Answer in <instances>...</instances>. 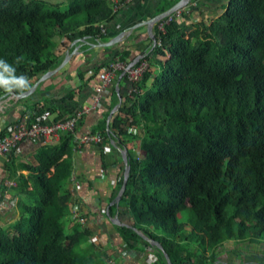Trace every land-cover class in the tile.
Returning a JSON list of instances; mask_svg holds the SVG:
<instances>
[{"label": "trees", "instance_id": "1", "mask_svg": "<svg viewBox=\"0 0 264 264\" xmlns=\"http://www.w3.org/2000/svg\"><path fill=\"white\" fill-rule=\"evenodd\" d=\"M132 1L70 0L62 10L45 0H0V59L16 67L17 75L29 76L32 88L63 63V40L106 43V26ZM180 1L163 0L153 19ZM200 3L192 0L163 32L159 27L171 16L154 25L157 45L135 64L150 68L139 82H130L132 92L112 120L80 134L84 115L75 131H60L57 142L39 144L33 162L22 160V143L0 161L1 199L12 197L0 220V264H126L140 255L145 264H169L166 257L171 264H232L225 257L236 246L240 252L261 247L264 255V72L254 71L264 69V0H228L209 23L184 26ZM129 58V51H118L92 69L89 79L99 81L95 90L111 65H131ZM152 66L160 69L155 78ZM85 73L83 65L80 80ZM81 86L19 113L22 101L39 88L19 100L0 90V117L17 115L0 126V138L20 124L77 118ZM82 135H99V144L87 146L103 152L127 150L132 143L141 154H127V187L110 212L118 216L112 225L122 245L105 243V233L94 231L69 187ZM124 181L125 175L120 190ZM9 207L15 214L5 219Z\"/></svg>", "mask_w": 264, "mask_h": 264}, {"label": "crops", "instance_id": "2", "mask_svg": "<svg viewBox=\"0 0 264 264\" xmlns=\"http://www.w3.org/2000/svg\"><path fill=\"white\" fill-rule=\"evenodd\" d=\"M163 0H133L128 6H125L117 16L116 20L106 26L109 40L106 43L84 42V39L78 38L75 41H62L65 44L64 61L58 67V71L47 79L41 81L36 87L37 93H33L29 99L22 101L17 108L19 113L30 107L35 102H41L44 98L58 100L64 97L71 89L82 85V90L76 94L80 108L92 106L95 99V87L98 79L90 80V72L98 68L101 64L109 60L112 53L120 51L130 52L131 65L137 64L145 56L153 51L154 42L149 33L148 25L153 19V14L159 8ZM228 0H203L196 11H192L183 21L184 26H198L202 23H209L211 19L216 18L221 13L223 6ZM154 27V26H152ZM152 34L153 29H152ZM160 62L166 59L159 57ZM84 65V79L78 77V69ZM151 72L155 78L160 72L156 66H152ZM85 81V83H83ZM88 81V84H87ZM132 92V84L123 76H117L111 86L102 96L101 104L91 113H87L80 123L78 130L81 133H88L95 130L98 125L110 116L113 117L119 112L122 102ZM1 109V107H0ZM2 111L0 110V113ZM0 126H6L17 116L13 111L6 115H1ZM57 142V138L50 141ZM38 142H24L21 145L22 160L33 162V154ZM116 145V144H115ZM135 144L124 148L114 147L113 150L103 152L99 147L86 146L73 153L74 176L69 187L74 192V197L78 200L82 214L88 216L89 223L95 232H104V241L114 242V245H122L119 236L114 230L112 224L119 222L118 216H111L110 212L118 205V195L120 189L118 183L125 175L126 164L124 162V153L126 156L131 153L132 157L139 158L141 154L132 150ZM137 145V144H136ZM135 145V146H136ZM118 194V195H117ZM15 202L12 203L14 205ZM6 218H12L14 210L11 207L6 209ZM118 253H122L118 251ZM109 254L116 256L114 251L109 250ZM145 255L129 258L126 264H145Z\"/></svg>", "mask_w": 264, "mask_h": 264}, {"label": "built area", "instance_id": "3", "mask_svg": "<svg viewBox=\"0 0 264 264\" xmlns=\"http://www.w3.org/2000/svg\"><path fill=\"white\" fill-rule=\"evenodd\" d=\"M129 1L130 0H128V2ZM199 1L202 2L203 0ZM196 6L197 3L190 5V7L192 8H195ZM190 7L184 8L183 10H179L177 13H175V15H172L167 21V23H163L160 25V30L163 32L166 24L173 21L174 18H180L182 16V13L187 11ZM149 68L150 67L147 63H143L139 67H136L135 65H128L117 60L116 63L110 66V70L104 72L100 76L101 83L95 90L96 96L92 106H87L80 110L77 113V118H73L65 122L59 123L49 122L44 125L33 124L30 127L26 126L25 124H20L14 130L11 127L9 129L7 128L8 135L4 138H0V161L7 158L10 155V152L23 142L40 141L41 143H49L52 139L58 138L60 131H75L77 119L82 118L87 113H91L92 111L98 108V106L101 104L103 94L111 86L114 79L117 77L118 72H122L123 75L128 76L130 82L137 83L142 79V77ZM50 116L51 114L49 112L45 114L46 119H50ZM79 138V146L99 144L102 141L99 135H82ZM2 175L4 176V173H2ZM8 184L12 186L14 185V182H9ZM11 198V195L8 193L5 199L2 200L0 194V220L2 217V213L4 212L6 203L10 201Z\"/></svg>", "mask_w": 264, "mask_h": 264}, {"label": "water", "instance_id": "4", "mask_svg": "<svg viewBox=\"0 0 264 264\" xmlns=\"http://www.w3.org/2000/svg\"><path fill=\"white\" fill-rule=\"evenodd\" d=\"M191 1H192V0H181V1H180V2H179L174 8H172L171 10H169L168 12H166L165 14H163V15L157 17L156 19L152 20V21L148 24V25L150 26V28H149V33H150L151 38H152V40H153V42H154V46L157 45V42H156L155 36L152 34V29H153L152 26H154L158 21H161V20H163V19H165V18H168L169 16H172L175 12H177V11H179V10H182V9L186 8V7L191 3ZM63 64H64V63H63ZM61 66H62V65H61ZM58 69H59V68H58ZM58 69H56L55 71H51V72H48L47 74H45L42 78L39 79V81H37V82L32 86V88H31L28 92H26V93H24V94H22V95H16L15 93H11L10 95H11L13 98H16V99H18V100L30 96V95L35 91L36 87L39 85V83H40L41 81H43V80L47 79L48 77L52 76L54 73H56V72L58 71ZM1 104H2V102L0 101V105H1ZM111 118H112V116L109 117V120H111ZM123 153L125 154V155H124V162H125V164H126V170H125V181H124V185H123V187H122V190L120 191V194L118 195V198H117V201H118V202H120L121 197H122L123 193H124L125 190H126L127 182H128V179H129V173H130V168L128 167V161H127V157H126V152L123 151ZM145 240H146L147 242H149L150 244H152L153 246H159V247L162 249V247H161L158 243H155V242H153V241L147 240L146 238H145ZM166 258H167L168 263L171 264V263H170V260L168 259V257H166Z\"/></svg>", "mask_w": 264, "mask_h": 264}, {"label": "clouds", "instance_id": "5", "mask_svg": "<svg viewBox=\"0 0 264 264\" xmlns=\"http://www.w3.org/2000/svg\"><path fill=\"white\" fill-rule=\"evenodd\" d=\"M31 88V79L26 74L17 75L16 67L0 59V90L5 93L23 94Z\"/></svg>", "mask_w": 264, "mask_h": 264}, {"label": "rangeland", "instance_id": "6", "mask_svg": "<svg viewBox=\"0 0 264 264\" xmlns=\"http://www.w3.org/2000/svg\"><path fill=\"white\" fill-rule=\"evenodd\" d=\"M48 4L54 5V4H59L62 8V10H67L69 8L70 0H45ZM165 59H169V57H166ZM257 73V76H262L264 69L263 66H258L254 70ZM241 246V245H240ZM236 247H231V255L228 257H225L226 259H229L232 264H261L264 262V255H261L259 253L261 250L260 248H255V247H248L247 248L250 250L240 252L239 250H236ZM244 250L246 249L245 245L241 246ZM228 261V260H227Z\"/></svg>", "mask_w": 264, "mask_h": 264}]
</instances>
